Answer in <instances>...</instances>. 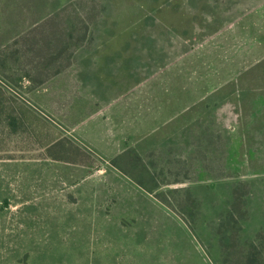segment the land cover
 Here are the masks:
<instances>
[{"label":"rangeland","instance_id":"obj_1","mask_svg":"<svg viewBox=\"0 0 264 264\" xmlns=\"http://www.w3.org/2000/svg\"><path fill=\"white\" fill-rule=\"evenodd\" d=\"M212 2L221 13L205 24L200 17L201 33L241 22L226 33L237 39L201 51L203 74L242 68L235 88L255 102L239 115L238 103L213 105L206 123L221 129L224 147L212 149L224 164L191 166L181 143L167 157L139 151L147 144L129 137L110 156L98 140L120 147L127 138L109 133L118 125L113 110L73 126L95 107L73 85L75 51L106 0H0V264H261L264 6L252 12L264 0ZM215 45L219 55L209 52ZM192 79L216 80L198 68ZM209 168L219 177H205Z\"/></svg>","mask_w":264,"mask_h":264},{"label":"crops","instance_id":"obj_2","mask_svg":"<svg viewBox=\"0 0 264 264\" xmlns=\"http://www.w3.org/2000/svg\"><path fill=\"white\" fill-rule=\"evenodd\" d=\"M239 5L234 0L233 7ZM263 6L257 5L252 14ZM214 8L212 0H106L100 16L89 25V39L75 51L73 85L76 93L90 96L95 107L73 126L106 119L113 110L119 114L118 125L112 124L114 133L113 128L108 131L127 138L121 148L98 140L110 156L123 152L130 137L147 144L139 151L171 157L164 152L179 143L187 151L194 149L195 132L214 124L206 123L212 120V115L207 117L213 105L238 103V115L249 110L255 102L253 92L235 88L244 79L242 68L225 76L203 74L207 59L201 51L211 42L229 44L237 39L226 33L232 34L241 22H216V27L201 33L205 15L221 13L212 12ZM209 52L218 53L216 45ZM196 68L204 78L216 80L210 86L193 85ZM99 133L104 135L100 128Z\"/></svg>","mask_w":264,"mask_h":264},{"label":"trees","instance_id":"obj_3","mask_svg":"<svg viewBox=\"0 0 264 264\" xmlns=\"http://www.w3.org/2000/svg\"><path fill=\"white\" fill-rule=\"evenodd\" d=\"M47 29H48V27H46V30ZM52 29H53V34H56V31L59 30L56 26L53 27ZM88 39H89V28L86 29V32L84 33L83 38H82V42H84ZM58 40H61V38H59ZM49 53H50V50H49ZM55 59H56V56L51 55L50 58L46 61V63H48V65L51 66L52 64H54ZM214 126H215L214 124L205 125L203 128H200L198 131L195 132V135H194L195 137L193 139L194 149L190 151V153H192L190 155V158L192 160L191 166H194V164L197 162L196 160H198V159H201L203 163H206V162L208 163L209 161H207V160L217 159L219 161L222 160V162L224 164V160H223L224 155L221 154L220 149L217 151L212 149L214 144H216V145L221 144V146H223V147L225 144L224 136L221 133L220 128L217 129L218 127L215 128ZM208 149H210V151H208ZM218 154H219V157H217ZM222 162H221V164H222ZM207 167H209V166H206V168ZM204 171H205V173H204L205 177H208V178L219 177L218 175H214L213 171L210 170V168L208 169V171L207 170H204ZM180 181H182V180H180ZM234 261H235V259L232 260V262H234ZM261 264H264V259L261 260Z\"/></svg>","mask_w":264,"mask_h":264}]
</instances>
